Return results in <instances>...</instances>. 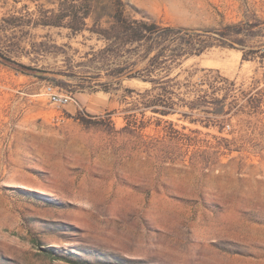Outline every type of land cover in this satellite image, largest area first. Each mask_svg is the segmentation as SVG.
<instances>
[{
	"label": "rangeland",
	"instance_id": "1",
	"mask_svg": "<svg viewBox=\"0 0 264 264\" xmlns=\"http://www.w3.org/2000/svg\"><path fill=\"white\" fill-rule=\"evenodd\" d=\"M58 1L0 0V54L48 71L0 58V264H264V101L241 117L183 114L211 94L202 67L236 78L231 94L264 97V0H123L164 25L252 24L243 46L173 68L176 111L162 116L146 106L162 90L92 58L96 33L35 24ZM47 84L74 101L55 106Z\"/></svg>",
	"mask_w": 264,
	"mask_h": 264
},
{
	"label": "trees",
	"instance_id": "2",
	"mask_svg": "<svg viewBox=\"0 0 264 264\" xmlns=\"http://www.w3.org/2000/svg\"><path fill=\"white\" fill-rule=\"evenodd\" d=\"M127 8L128 4L123 0H59L56 8L43 9L42 17L35 24L65 26L73 33L83 29L96 33L105 44L102 49L93 53L92 58L107 61L112 59L113 67L108 72L111 77L122 79V76L126 75L124 79L135 78L149 82L152 91L162 90L157 93V98L149 100L146 104L153 113L160 116L170 115L176 111L175 102L171 100V96H168L172 92L164 86L168 82L178 81L179 73L171 76L175 66L182 64L186 58L199 56L214 45L228 47L244 45L239 35L243 31L244 23L241 22L221 25L218 28L194 30L184 26L164 25L143 16L137 18L127 13ZM90 17L93 18L92 26L86 27L88 26L86 19ZM103 18H106V26H102ZM123 53L125 60L116 62ZM0 58L9 61L21 72L48 73L47 70L32 67L30 64L8 60L2 54ZM242 59L245 60L246 57L243 55ZM261 62L264 64V61ZM199 70L201 75L197 84L207 85L211 89V94L204 93L192 99L190 111L183 112L184 115L190 116L194 109L204 107L208 109L205 110L206 114H211L213 118L241 117L250 114L255 106L259 108L262 105L263 95L253 99L250 93H241V97L231 94L237 83L236 78L228 79L216 68L202 67ZM197 71L193 69L188 77L193 76ZM42 77H48L54 82L59 81L48 75ZM221 82L229 87L225 93L218 94ZM134 90L126 87L127 92ZM240 100L242 103H239ZM125 120L127 126L135 127L134 118L125 117Z\"/></svg>",
	"mask_w": 264,
	"mask_h": 264
},
{
	"label": "built area",
	"instance_id": "3",
	"mask_svg": "<svg viewBox=\"0 0 264 264\" xmlns=\"http://www.w3.org/2000/svg\"><path fill=\"white\" fill-rule=\"evenodd\" d=\"M44 93H46L48 100L58 107L61 105H67L74 101L71 94L57 92L53 86L48 84L44 87Z\"/></svg>",
	"mask_w": 264,
	"mask_h": 264
},
{
	"label": "water",
	"instance_id": "4",
	"mask_svg": "<svg viewBox=\"0 0 264 264\" xmlns=\"http://www.w3.org/2000/svg\"><path fill=\"white\" fill-rule=\"evenodd\" d=\"M126 75H123L122 78H124Z\"/></svg>",
	"mask_w": 264,
	"mask_h": 264
}]
</instances>
